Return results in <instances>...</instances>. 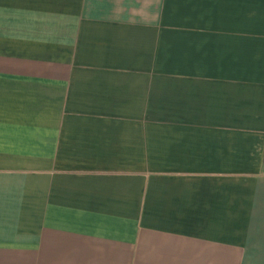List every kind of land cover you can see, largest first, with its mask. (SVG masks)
<instances>
[{
    "label": "crops",
    "instance_id": "obj_1",
    "mask_svg": "<svg viewBox=\"0 0 264 264\" xmlns=\"http://www.w3.org/2000/svg\"><path fill=\"white\" fill-rule=\"evenodd\" d=\"M0 264H264V0H0Z\"/></svg>",
    "mask_w": 264,
    "mask_h": 264
}]
</instances>
